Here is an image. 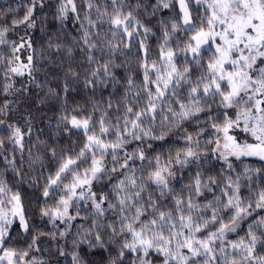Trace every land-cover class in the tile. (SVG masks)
<instances>
[{"label": "snow or ice", "instance_id": "snow-or-ice-1", "mask_svg": "<svg viewBox=\"0 0 264 264\" xmlns=\"http://www.w3.org/2000/svg\"><path fill=\"white\" fill-rule=\"evenodd\" d=\"M21 6L22 15H17L19 9L12 7L0 13V45L10 44L14 54L33 48L27 32L36 28L38 10L45 3L27 0L24 5L22 0ZM163 10L178 16L161 18L159 12ZM9 13L10 19H4ZM69 14L81 29L77 46L86 51L88 64L94 65L87 70L86 87L94 92L97 86L104 89L119 85L115 70L123 65L112 57L117 52L130 53L134 43H138L140 52L142 84L137 88L131 72L124 77L127 87L121 115L109 117L104 110L95 121L92 114L61 117L66 126L82 131L85 139L74 156L62 151L57 157L55 148L48 149L58 163L55 172L44 177L41 196L45 206L38 211L40 218L47 219L55 231L33 232L35 224L30 222L20 192L0 173V264H45L33 255L41 251L40 238L47 235L56 239L57 234L61 239L67 238L72 232V222L77 219L84 223L72 234V264H87L81 255L84 245L89 251L105 252L107 264H264V215L247 225L243 237L228 239L256 210H264V188L249 186L254 197L244 198L239 175L223 176L224 186L220 187V180L200 171L179 191L172 185L178 179L176 172L190 164L202 167L200 161L206 153L199 150V136L209 127L214 139L205 143L212 145V152L225 162L228 170H233L229 157H258L264 161V0H81L79 6L77 0H61L55 18L63 23ZM151 17L157 18L162 33L159 62L151 60L146 42L154 33L144 18ZM104 24L108 25L106 29ZM21 27L24 35H18L19 43L9 41L8 34H17ZM174 39L178 41L175 47ZM105 49L107 59L103 56ZM59 50L57 44L56 51ZM208 52L212 55L205 60ZM25 61L19 55L8 61L12 66L5 73L8 81L3 88L5 94L21 91L15 88L9 74L27 73L32 77L37 70L33 55H26ZM4 62L0 59V63ZM68 78L78 81L79 73L69 68ZM32 80L35 82L34 77ZM185 88L186 93H182ZM48 91L57 97L61 94L51 88ZM61 91L66 103L70 91L67 82ZM128 93L131 99L127 98ZM182 94L186 101L180 99ZM120 107L117 106V113ZM7 108L5 103L0 114H6ZM107 108H112L111 101ZM96 111L99 109L93 102L92 112ZM205 113V127L198 128L195 136L182 127L186 121L200 123L201 114ZM158 116L162 128L171 121L177 130L184 132L185 140V147L177 149L174 156L169 153L163 163L159 156L153 163L139 144L132 150L127 148L146 137L165 139V133L157 136L151 127L147 130L144 127L145 123L155 125ZM25 123L26 129L0 119V126L8 132L6 137H0V155L6 141L23 154L25 136L32 131L31 118ZM237 131L249 134L255 142L238 140ZM3 160L12 167L16 178L22 180V168L16 157L3 156ZM136 161L141 162L140 175ZM145 162L152 164L146 177ZM36 163L43 165V159L39 152L33 156L29 149L27 166L31 168ZM85 164L87 167L81 171ZM260 171L247 166L244 169L248 180H251L248 173L257 175ZM105 180H115L110 192L93 190L94 183ZM217 189L220 195H216ZM56 192L59 198L54 206H49L48 199ZM205 192L212 194L210 200ZM80 202L89 204L88 215H80ZM73 208L74 214L70 212ZM57 221L64 225L62 231ZM16 228L21 230V236L31 237L23 246L13 245ZM59 255L69 254L61 248Z\"/></svg>", "mask_w": 264, "mask_h": 264}, {"label": "trees", "instance_id": "trees-1", "mask_svg": "<svg viewBox=\"0 0 264 264\" xmlns=\"http://www.w3.org/2000/svg\"><path fill=\"white\" fill-rule=\"evenodd\" d=\"M61 0H44L45 7L38 10L36 17V28L29 29L27 35L31 38L33 48L22 49L19 53H13L11 51L10 44L0 45V59L5 62L0 63V107H3L5 103L8 104V108L5 110L6 114H0V119L7 121L8 123L17 124L22 128H27L28 125L25 123L27 118H31V135L25 136L24 145L25 150L23 154L18 149H14L9 143H5V148L2 150L0 155V173L7 179L8 184L14 189L20 192L26 211L28 212L31 223L35 224V231H42L49 233L55 231L51 223L47 219H41L39 216V208L45 206V201L41 196L43 186L46 183L45 176L49 173H54L57 168V160L52 159L51 152L48 149L55 148L57 157L60 156L63 151L69 155H75V153L83 146L84 135L82 131L72 129L70 126H66L64 122H61V117L64 115H77L87 116L93 115L95 121L101 111L106 110L109 117H115L123 113L122 104L125 100V91L127 85L124 83V77L131 72L135 80L137 88L142 84V69L139 65L140 52L138 51V43H134L131 52L126 55H120L117 52L112 58L116 63L123 65L122 68L115 70L120 80V84L115 87L109 85L104 89H100L97 86L93 92L85 86L84 80L88 74L87 70L94 67L89 65L86 60V51L81 50V47L77 46L76 41L81 36V29L77 23L72 19V14H69L68 20L61 23L55 18L57 7ZM81 0H77V5H80ZM131 2V0H128ZM22 0H0V13L7 10L9 7L18 8L19 12L17 15L23 14V7L21 6ZM27 0H23V4L26 5ZM193 14L195 16L196 8L193 7ZM201 14L203 13V6H201ZM11 13L4 17V19H10ZM83 15V13H81ZM169 16H178V13H170L167 10L159 12V17L167 19ZM95 19V16H93ZM157 18H144V23L152 28L154 35H150L147 38V45L149 48V56L151 60L159 62V45L162 43V33L160 32L157 24ZM2 23V21H0ZM108 27L107 24L103 25V29ZM103 30L101 35H103ZM18 35H24L23 27L17 29V34L9 33L7 39L9 41H15L19 43ZM183 36V33H180ZM189 35H191L189 33ZM141 39H144L141 36ZM51 42L52 47H49ZM175 39L172 41L175 47ZM59 44L60 50L56 51V45ZM69 49L71 55H69ZM127 51V50H126ZM31 54L34 57V64L36 71H33L32 77L35 78L33 82L32 77H29L27 73L24 76H17L9 74L11 80L14 82L16 89L21 91L15 92L14 94H5L3 91L4 85L8 83L5 79V73L8 72L10 66L8 61L14 55H19L22 61H25L26 55ZM212 53L208 52L205 54V60L211 56ZM104 59L108 58V50L104 51ZM179 56V53H178ZM100 58V54H97V59ZM26 62V61H25ZM180 60L177 63L180 64ZM71 68L73 71L79 73V80L74 78H68L66 80V73ZM195 74L196 70L193 69ZM67 82L70 91L67 95L65 103V97L62 93V85ZM49 88L60 92V96H53L49 93ZM186 88L181 89L182 93H186ZM128 99H131V93H128ZM181 100L186 101V96L181 95ZM43 100V103H41ZM111 101L112 108H107L108 102ZM93 102L99 111L92 112ZM120 105V112L117 113V106ZM165 110L167 106L165 105ZM76 109V111H74ZM216 111V109H213ZM205 114H201V122L196 123L195 121H186L182 125L188 133L196 135L198 128L205 127L203 119ZM115 120L113 119V123ZM166 127L160 126V117H157L155 125L145 123L144 127L153 129L155 135H160L162 132L165 133L164 140L152 139L146 137L142 142H132L127 145L129 150L134 149L137 144L144 149L145 154L149 157L152 162H155V157L159 156L162 163L166 162L169 158V153L173 156L177 149L185 147L184 132L177 130L176 126L167 121ZM171 129V131H169ZM213 130L209 127L199 136L201 141L200 151L205 152L206 155L202 158L200 163L202 167H197L196 164H190L188 167L176 172L177 180L172 181V185L177 191H179L184 185L190 183L192 176L200 171L204 176H212L221 181L220 187L224 186L223 176L232 175L235 178L237 175L241 178V195L244 198L254 197V192L249 191V186L253 189L264 188V161L260 159L246 158L242 160H232L230 163L233 165V170H228L224 161L218 158L212 152V145L206 144L207 140L214 139L212 135ZM8 135L7 130L0 126V137H6ZM114 139V137H112ZM46 142V145L41 142ZM151 145V147H149ZM29 149L33 156L38 152L43 159V165L36 163L29 168ZM16 157L17 165L22 168L23 179H17L16 174L13 172L12 167L5 163L3 156ZM137 168V175H140L139 169L141 168V162H135ZM250 169H260V173L257 175H251V180H248L244 172L245 167ZM87 165L81 166V171ZM178 167V166H175ZM143 175L146 177L148 171L152 170V164L145 162L143 164ZM175 171V168L173 169ZM34 180L38 181L34 183ZM65 183L68 181L65 180ZM115 180L109 182L107 180L99 183V192H110L112 184ZM155 194V193H154ZM209 200L212 198L211 193L205 192L204 194ZM216 195H220L219 190H216ZM59 198V192H56L48 199V205L54 206L55 201ZM203 201L204 197H200ZM90 203V202H89ZM165 203H168L165 201ZM170 206V204H169ZM79 207L81 209L80 215H88L86 209L89 204L80 202ZM70 212L74 214L75 209H70ZM260 215H264V210H256L252 217L245 220L242 226L237 230L236 233L230 234L229 240H237L243 237L247 232V225L254 219H258ZM84 223L77 219L73 221L72 232L67 238L61 239L57 234L56 239H51L45 235L40 238L38 245L41 249L39 252H34L33 255L39 260L45 261V264H72L71 253L73 251L71 240L73 233L76 231L78 226ZM59 230L62 231L64 225L57 221ZM21 230L15 229L13 233V245L19 244L23 246L26 241H29L31 237H25L20 235ZM68 253L69 255H59L60 249ZM81 255L87 261V264H107V254L103 251H89L87 246L84 245L81 248Z\"/></svg>", "mask_w": 264, "mask_h": 264}, {"label": "rangeland", "instance_id": "rangeland-1", "mask_svg": "<svg viewBox=\"0 0 264 264\" xmlns=\"http://www.w3.org/2000/svg\"><path fill=\"white\" fill-rule=\"evenodd\" d=\"M235 134H236L238 140H247L250 143L255 142L254 139L247 133H244L242 131H237ZM246 158L259 159L258 157H241L240 159H236L235 157H229V162L232 160H242V159H246ZM93 190L99 192V183L98 184L94 183Z\"/></svg>", "mask_w": 264, "mask_h": 264}]
</instances>
